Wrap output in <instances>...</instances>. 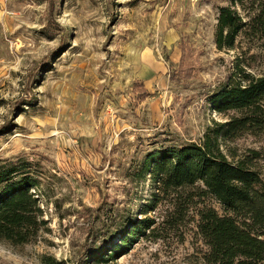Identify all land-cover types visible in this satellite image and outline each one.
I'll return each mask as SVG.
<instances>
[{
  "label": "rangeland",
  "instance_id": "374dc122",
  "mask_svg": "<svg viewBox=\"0 0 264 264\" xmlns=\"http://www.w3.org/2000/svg\"><path fill=\"white\" fill-rule=\"evenodd\" d=\"M229 4L0 0V159L40 162L37 194L48 223L27 246L0 242V264H42L43 255L77 262L103 240L93 231H121L112 224L117 210L150 201L151 183L127 179L146 151L200 143L214 121L227 119L211 97L236 58L256 75L264 69V42L227 52L215 45L219 10ZM140 81L145 100L135 91ZM229 146L264 151V140L244 135ZM260 168L264 178V159ZM201 188L179 192L190 207L182 221L174 197L158 202L148 215L154 231L98 264H206L199 213L223 209Z\"/></svg>",
  "mask_w": 264,
  "mask_h": 264
},
{
  "label": "trees",
  "instance_id": "16d2710c",
  "mask_svg": "<svg viewBox=\"0 0 264 264\" xmlns=\"http://www.w3.org/2000/svg\"><path fill=\"white\" fill-rule=\"evenodd\" d=\"M229 1L218 13V50L235 51L242 48V42L251 47L264 42V0ZM184 58L185 54L182 64ZM236 59L227 80L211 97L213 108L227 119L214 121L200 143L146 151L128 173L127 179L134 184L151 183L150 201L141 204L132 199V207L123 214L117 210L112 224L121 231H93V239L102 236L103 240L98 246H85L77 262L43 255L42 264L115 261L128 254L147 231H154L155 220L148 215L158 202L174 197L175 217L182 221L190 207L181 202L179 192L197 185L203 187L201 195L214 198L223 209L220 214L206 206L199 213L198 234L208 248L206 264H264V178L260 168L264 151L250 149L239 154L229 146L244 135L264 140V69L256 75L243 65V59ZM182 66L178 73L184 76L187 70ZM135 91L142 95L140 100L150 96L142 81L135 84ZM41 168L40 162L27 157L0 159V242L27 246L48 226L37 194Z\"/></svg>",
  "mask_w": 264,
  "mask_h": 264
}]
</instances>
